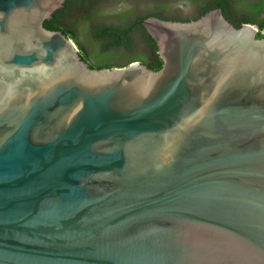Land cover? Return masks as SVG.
<instances>
[{"label": "water", "instance_id": "obj_1", "mask_svg": "<svg viewBox=\"0 0 264 264\" xmlns=\"http://www.w3.org/2000/svg\"><path fill=\"white\" fill-rule=\"evenodd\" d=\"M0 0V264H264V39L214 9L141 21L162 62L94 70Z\"/></svg>", "mask_w": 264, "mask_h": 264}, {"label": "trees", "instance_id": "obj_2", "mask_svg": "<svg viewBox=\"0 0 264 264\" xmlns=\"http://www.w3.org/2000/svg\"><path fill=\"white\" fill-rule=\"evenodd\" d=\"M106 1L66 0L61 10L56 11L44 22L45 29L60 31L72 39L79 48L81 59L94 70L113 68L116 62H123L121 66H126L131 62L140 61L149 69L158 71L162 62L157 55L156 44L140 23L150 17L164 21L190 22L211 10L221 9L229 23H233L236 28L240 27V24L230 20L226 0H157V4L147 3L148 0H136L141 2L140 10L133 9V0L132 3L125 0L117 5ZM179 1L185 3L186 11L194 12L195 17L181 19L178 12L183 8L180 10L178 7ZM126 3L129 5L124 6L122 10L118 9L119 5ZM243 23L257 25L262 29L264 18L259 21L244 20ZM257 37L261 38L259 35ZM87 48L91 52H88ZM89 56L95 59L96 65L88 61Z\"/></svg>", "mask_w": 264, "mask_h": 264}, {"label": "flooded vegetation", "instance_id": "obj_3", "mask_svg": "<svg viewBox=\"0 0 264 264\" xmlns=\"http://www.w3.org/2000/svg\"><path fill=\"white\" fill-rule=\"evenodd\" d=\"M203 1L209 2L212 0H203ZM226 2H227V8H228V14H229L230 20H232L233 22H235L237 24H240V26H242L243 24H250V23H243L244 20L245 21H259V20L264 18V0H226ZM147 3L157 4V0H148ZM140 4H141V2L139 3V1L133 0V3H132V5H134L133 9H135V10L139 9L140 10V6H141ZM180 10H181V8H180ZM175 11L176 10H172V12H175ZM178 16L181 19L186 20V19H191V18L195 17V13L191 12V11H186V8H183L181 12L180 11L178 12ZM43 26H44V24H43ZM76 47H77V45H76ZM78 53H79V48H78ZM88 61L93 65L97 64L95 59L91 56L88 57ZM134 62H139L140 64H143L140 61H134ZM121 64H123V62L122 63H120V62L114 63L115 67H117L118 65H119L118 67H120Z\"/></svg>", "mask_w": 264, "mask_h": 264}, {"label": "rangeland", "instance_id": "obj_4", "mask_svg": "<svg viewBox=\"0 0 264 264\" xmlns=\"http://www.w3.org/2000/svg\"><path fill=\"white\" fill-rule=\"evenodd\" d=\"M123 1L125 2V0H107L106 2H108V3H112V4H116V5H117V4H119V3H120V4L123 3ZM126 1H127V0H126ZM129 1L131 2V0H129ZM132 2H133V1H132ZM132 2H131V3H132ZM178 4L180 5V6H178V7H180L181 9H182V8H185V6H186L185 3H183L182 1H179ZM128 5H129V3L119 5V6H118V9L122 10L124 6H128ZM118 9H116V10H118ZM86 50H87L88 52H91L90 49H88V48H87Z\"/></svg>", "mask_w": 264, "mask_h": 264}, {"label": "built area", "instance_id": "obj_5", "mask_svg": "<svg viewBox=\"0 0 264 264\" xmlns=\"http://www.w3.org/2000/svg\"><path fill=\"white\" fill-rule=\"evenodd\" d=\"M255 27L257 28L258 35L264 39V27L262 29H259L257 25Z\"/></svg>", "mask_w": 264, "mask_h": 264}, {"label": "clouds", "instance_id": "obj_6", "mask_svg": "<svg viewBox=\"0 0 264 264\" xmlns=\"http://www.w3.org/2000/svg\"><path fill=\"white\" fill-rule=\"evenodd\" d=\"M263 39V38H262Z\"/></svg>", "mask_w": 264, "mask_h": 264}]
</instances>
